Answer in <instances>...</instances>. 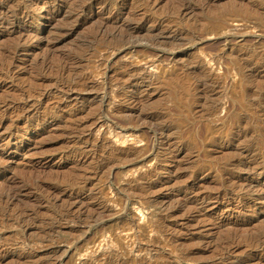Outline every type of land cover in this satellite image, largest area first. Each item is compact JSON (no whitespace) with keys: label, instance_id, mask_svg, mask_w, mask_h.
I'll use <instances>...</instances> for the list:
<instances>
[{"label":"rangeland","instance_id":"1","mask_svg":"<svg viewBox=\"0 0 264 264\" xmlns=\"http://www.w3.org/2000/svg\"><path fill=\"white\" fill-rule=\"evenodd\" d=\"M0 264H264V0H0Z\"/></svg>","mask_w":264,"mask_h":264},{"label":"bare ground","instance_id":"2","mask_svg":"<svg viewBox=\"0 0 264 264\" xmlns=\"http://www.w3.org/2000/svg\"><path fill=\"white\" fill-rule=\"evenodd\" d=\"M42 10H43V9H42ZM40 20H41V19H40ZM36 21H37V20H36ZM39 23H40V22H39ZM37 24H38V23H37ZM38 25H39V24H38ZM41 25H42V24H41ZM238 161H239V160H238ZM240 161H241V159H240ZM239 163H240V162H239ZM251 167H253V166H251ZM255 167H257V166H254V168H255ZM258 168H259V167H258ZM251 169H252V168H251ZM255 169H256V168H255ZM255 169H254V170H255ZM245 170H246V169H245ZM252 170H253V169H252ZM254 170H253V171H254ZM248 171H249V170H248ZM248 171H247V172H248ZM250 171H251V170H250ZM255 172H256V171H255ZM259 235H260V234H259ZM259 238H260V237H259ZM258 243H259V239H258Z\"/></svg>","mask_w":264,"mask_h":264}]
</instances>
